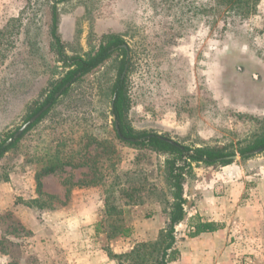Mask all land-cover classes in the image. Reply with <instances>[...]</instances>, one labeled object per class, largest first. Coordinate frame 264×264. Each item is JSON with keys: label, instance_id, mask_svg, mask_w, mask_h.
Returning <instances> with one entry per match:
<instances>
[{"label": "rangeland", "instance_id": "rangeland-1", "mask_svg": "<svg viewBox=\"0 0 264 264\" xmlns=\"http://www.w3.org/2000/svg\"><path fill=\"white\" fill-rule=\"evenodd\" d=\"M52 7L68 56H85L109 35L124 41L130 61L124 69L125 120L133 130L239 157L224 166L193 164L185 179V216L175 228L176 247L184 251L180 264H201L193 258L199 241L188 237L192 224L209 217L195 213L197 202L201 200L209 210L221 187L226 189L225 176L237 173L250 176L247 181L238 178L246 182L239 205L264 198V150L244 159L239 153L264 133V0L246 19L224 16L215 10L213 0H0V29L22 16L15 47L0 64V140L28 121L66 73L49 46ZM121 59L120 53H114L70 91H59L46 117L0 160V184L9 183L16 203L25 206L37 197L35 174L48 166L56 151L60 158L79 164L41 178L42 192L60 202L53 209L32 208L39 224H46L41 232L35 234L21 225L20 212L17 217L10 210L0 213V264H7V258L8 264H21L25 254L29 264H64V260L78 264L76 259L85 255L91 257L89 264H118L113 256L155 241L166 226L164 160L168 156L116 138L110 88ZM79 181L98 183L74 186ZM121 190H128V195L121 197ZM75 192L78 202L85 198V211H79L87 214L83 218L90 214L97 218L80 228L78 258L71 251L73 242L66 250L59 229L65 216L51 215L73 206ZM110 202L123 210L120 217L129 229L127 237L106 238L105 210ZM251 212L249 221L256 228L258 217ZM48 216L52 226L45 221ZM255 248L233 258V264H264V248ZM41 251L46 258H37ZM63 253L68 258H60Z\"/></svg>", "mask_w": 264, "mask_h": 264}, {"label": "trees", "instance_id": "trees-1", "mask_svg": "<svg viewBox=\"0 0 264 264\" xmlns=\"http://www.w3.org/2000/svg\"><path fill=\"white\" fill-rule=\"evenodd\" d=\"M213 2L215 10L222 11L221 13L224 16L246 19L255 14L259 0H213ZM21 24L22 16L10 20L2 29H0V64L15 47ZM58 26V14L55 7H52L49 28V46L56 54L58 62L62 63V67L66 69V73L53 86L49 96L42 106L37 108L28 119L40 111L45 105L49 104V108L18 137L13 138V134L8 133L4 139L0 140V160L7 152L16 148L23 136L46 117L57 101L56 94L66 84H69L68 87L63 89L60 94H65L68 89L70 91L74 85L78 84L85 77L95 73L98 68L113 56L114 53H120L122 59L118 67V76L110 88V96L112 99L114 98L111 115L114 118V123H117V127L122 137L136 140L135 142H127L128 144L139 149H146L153 153L166 154L168 156L164 160V173L168 187V200L165 201L167 205L165 210L167 214L166 226L159 232L156 240L149 243L136 244L129 253L113 257H116L119 260L118 264H169L177 261L180 253L176 247L177 238L175 228L183 221L185 216L184 206L186 200L183 196L185 179L192 172L193 164H203L205 166H213L216 164L223 166L228 165L231 161H226L223 158L230 154L224 153L215 147L190 148L188 146L179 145L176 142L177 145H174L163 139H168L167 137L159 136L154 133L137 132L133 130L125 120V113L128 105L127 76L124 74V77H121L125 69V64L130 61L126 54V50L121 47L124 45V41L116 35H109L107 37H102L98 47L85 56H68L65 53L63 42L60 39ZM127 72H129V69H127ZM11 138L12 141L8 145H5L7 140ZM116 138L122 141L117 134ZM257 148H262L264 150V133L258 136L251 145L241 148L239 153L241 154L242 159H244L247 158L245 153ZM65 166L77 168L79 167V164H73L70 162V158L69 162L60 158L59 153L56 151L51 162L48 163V166L42 168L40 172L35 174L37 197L26 203L28 208L39 210L53 209L54 203H60L55 196L42 192L41 178L60 171ZM4 180H6V178ZM97 183V181H79L75 183L74 186H94ZM110 190V196L112 197L114 186H111ZM127 191L121 190L120 196L126 197L128 195ZM128 203V201L123 202V205H128ZM122 213L123 210L110 202V205L105 210V216L107 217L105 223L108 228L107 239L127 237L129 235V229L122 225L123 220L120 217ZM222 226L223 225L216 222L197 221L190 226L188 237L195 238L202 233H212L221 229Z\"/></svg>", "mask_w": 264, "mask_h": 264}, {"label": "crops", "instance_id": "crops-1", "mask_svg": "<svg viewBox=\"0 0 264 264\" xmlns=\"http://www.w3.org/2000/svg\"><path fill=\"white\" fill-rule=\"evenodd\" d=\"M225 169L229 170L230 167ZM230 171L233 173L236 170L231 168ZM221 177H224V175ZM238 178H245L247 181L250 176L244 175L242 173H237L228 177L225 176L224 179H226L225 181L227 183L225 185L226 189L221 187V191H218L219 196L213 197V207L211 206L209 210L204 209L201 200L197 202V210L195 213H198L199 216L209 215L207 221L218 222L219 224L223 225L221 229L215 232L202 233L193 238V240L199 241V248L193 253V258H195L198 262H201V264H233V258H241L244 254L250 253L253 247H258L260 249L262 247L264 248V198L259 197L258 199H254L256 201H247L245 204L239 205V200L241 199V194L245 188L246 182L244 180H241L240 182ZM211 193H213V191ZM80 196L81 195L79 194V198ZM84 200L85 198L82 197L80 202H78L77 192H75L73 196L74 203L72 202L73 206L69 205L70 207H62L60 211H56L51 214L53 215L55 213L53 217L56 215L65 216L64 220L59 222V229L64 233H62V236L66 242V250L69 249V242H73V249H71V251L73 252L74 258H78V252L81 254L80 246H77L78 241L80 239L83 240V237H81L82 231L80 228H82V225L86 224V222L90 219L91 221L97 219L96 216L94 217L92 214H90L91 216L87 217V219H84L83 217L87 214L85 213L84 215V212L79 213L81 209L85 211L84 207H86V204L84 203ZM21 202L16 203L14 191L9 183L0 184V213L10 210L13 211L16 216V213L20 212V216L22 217L23 214L24 218L22 220L18 215L21 225L25 226L35 234L39 231L41 232V228L45 227L46 224L43 223L40 225L36 216L38 214L34 210L23 205ZM86 211L89 212L90 210L87 209ZM251 211H253L254 215H257L258 217V224L256 228L253 227L249 221V214L252 213ZM25 215L29 216V218H26ZM69 215L70 218L68 220L66 218ZM234 219L239 220L235 222ZM45 221L51 226L53 225L52 223H54L49 216ZM237 231L240 233L237 234ZM252 231H256V233L254 234ZM34 237L35 239H38L36 235ZM35 244L38 247V243L36 242ZM261 250L258 252V254L263 252ZM179 251L180 259L169 264H180L184 258V251L181 249H179ZM67 252L68 251L65 253ZM65 253H63L60 258H68L65 256ZM26 257L27 255L25 254V256L20 258L21 264H29L26 263ZM37 258L46 257L41 251L37 254ZM89 258L91 257L85 255L83 257L81 256L80 260L76 259V261L78 264H89ZM7 261L8 264L10 259L7 258ZM66 261L67 260H64V264H67ZM33 264H39V262Z\"/></svg>", "mask_w": 264, "mask_h": 264}, {"label": "water", "instance_id": "water-1", "mask_svg": "<svg viewBox=\"0 0 264 264\" xmlns=\"http://www.w3.org/2000/svg\"><path fill=\"white\" fill-rule=\"evenodd\" d=\"M122 48H124L125 50L126 49V46L125 45H122L121 46ZM124 74H125V71L123 72L122 74V77H124ZM68 86V84H66L61 90L63 91V89H65L66 87ZM58 95V94H57ZM114 99V98H113ZM113 99L111 101V110H112V106H113ZM49 108V104L45 105L40 111H38L36 114H34L30 119H28V121L26 123H24L14 134H13V138H16L18 137L29 125H31L33 122H35L39 117L40 115L45 112L47 109ZM115 131H116V134L122 139V140H127V141H130V142H135L136 140L134 139H126L124 137H122L121 133L119 132V129L117 127V123L115 122ZM165 141H168L174 145H177L175 142L169 140V139H165L163 138ZM12 141V138L11 139H8L7 142L5 143V145H8L10 142ZM263 151L262 148H257L251 152H248L246 153L245 155L246 156H250V155H254V154H258L259 152ZM239 157L235 154V155H232V156H226L224 157L223 159L226 160V161H230V160H236L238 159Z\"/></svg>", "mask_w": 264, "mask_h": 264}]
</instances>
